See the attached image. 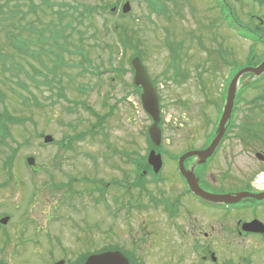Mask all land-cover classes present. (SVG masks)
Segmentation results:
<instances>
[{"label":"rangeland","instance_id":"374dc122","mask_svg":"<svg viewBox=\"0 0 264 264\" xmlns=\"http://www.w3.org/2000/svg\"><path fill=\"white\" fill-rule=\"evenodd\" d=\"M12 1L26 10L25 0ZM33 1L38 5L36 17L31 14L24 24H34L37 33L23 32L21 36L36 41L47 24L53 21L56 25L57 19L50 9L43 7L41 0ZM127 1L131 11L121 19L97 10V6H112L116 0H50L54 11L69 14L62 23L65 42L60 40L65 51H58L59 56L45 54L39 48L48 49V45L36 43L30 49L39 52V60L33 57L21 60L16 54L15 63L11 59L21 65L18 67L24 73L15 71L16 75H8L6 86L0 85L7 95L5 104L9 112L20 118L32 117L37 133L51 136L64 143L65 148L43 145L29 122L11 127L9 132L15 142L7 138L5 141L11 148H16L15 143L20 147L9 169L3 168L2 163L10 150L0 144V218H9L4 227L8 243L0 230L3 264H54L60 260L72 264L78 254H92L107 247L130 253L134 264H197L188 235L193 228L198 232L205 226H183L185 234L181 235L167 226L169 221L160 211L132 209L131 217L126 219L123 211H116L115 215L116 209L106 211L93 198L98 197L95 190L102 180L103 184H109L106 187L109 206L113 207L110 198L115 196L136 207L141 203L138 197L144 186L151 193L155 191L152 180L158 175L177 180L173 163L161 155L160 149L163 146L180 155L200 145L205 129L213 121L212 101L217 100L229 65L233 61L244 62L249 46L224 27L217 0H155L161 4L158 14L149 12L143 0ZM232 6L242 24L264 30V24L253 19L256 15L264 16V0H240ZM85 10L92 15L86 14L80 21ZM118 25L126 27L134 48L123 56L119 54L113 31ZM107 46L113 51L111 59ZM256 51L263 62L264 45H258ZM136 52L159 96L162 123L156 154L163 167L157 175L146 162L149 148L145 128L151 121L142 112L137 98L130 94L123 99L133 81L128 61ZM109 60L114 67L123 63V72L112 87L111 74L107 73ZM52 78L61 83L51 82L54 88L50 89ZM11 90L27 98L28 106ZM62 94L71 102L87 104L100 116L110 110L113 114L104 120L101 130L90 136L88 133L97 119L80 105L73 112L69 110L74 106L60 98ZM246 94L241 90L235 97ZM252 117L226 143L207 171V175L223 183L237 178L235 186L231 182L229 188L243 187L248 178L264 174V164L249 153L253 141L264 139V114ZM247 128L254 132L253 136ZM27 157H33L36 165L26 167ZM133 158L141 163L138 183L142 188L130 190V185L137 182ZM174 185L163 183L159 188L171 194ZM73 190L76 194L72 196ZM194 217L205 221L199 212ZM187 221L183 218L180 222ZM218 228L215 232L224 237ZM256 244L254 248V240L249 242L245 254L262 249L251 257H255V264H263L264 243ZM214 248L221 251L223 246L217 242Z\"/></svg>","mask_w":264,"mask_h":264},{"label":"flooded vegetation","instance_id":"af4514ba","mask_svg":"<svg viewBox=\"0 0 264 264\" xmlns=\"http://www.w3.org/2000/svg\"><path fill=\"white\" fill-rule=\"evenodd\" d=\"M125 2L127 0H121V5ZM252 32L264 38V30L256 28ZM225 101V95L220 94L217 97L216 115L213 117V123L205 129L203 139L197 148H189L182 154L176 155L162 146L161 155L173 163L177 180L158 175L155 180L158 186L152 192L150 206L153 211L162 212L166 220L169 221L167 226H172L173 230L181 235L185 234L183 226H205L198 232L193 228L188 235V240H191V253L197 257V264H255V257L253 259L251 256L262 252V249L249 250L252 255H246L245 252L247 244L253 240L254 248L258 245L256 243H264V181H259L263 174L248 178L243 187L229 188L228 185L231 182L235 186L237 178L234 181L228 180L223 183L207 175V171L226 143L232 141L243 125L254 118L252 115L264 114V79L258 83V87L253 89L252 93L234 97L229 118L224 123V133L212 153L203 162H200L201 159L198 157L187 158L183 162L184 170L192 175L189 176L191 184L195 183L202 194L211 200L208 202L199 198L198 194L190 190L185 177L179 172L178 159L182 155L188 152L204 151L211 145L217 135L218 123L223 114ZM247 130L253 136L254 132H250L252 130L249 128ZM240 138L246 141L245 138ZM251 149L249 153L254 154V157L264 164V139L253 141ZM163 183L175 184L173 187L175 190L170 194L159 188ZM180 187L181 189H179ZM127 204L130 205V202ZM197 212L205 221L200 222L198 218L194 217ZM183 218L188 219L187 223L180 222ZM217 226L224 232V237L218 236L215 232ZM224 226L227 227L224 228ZM217 242H219V246H223L221 251L214 248ZM234 242L237 244L232 246L231 243ZM124 253L131 257L130 253L126 251ZM236 253L238 254L235 255ZM87 254L91 255L90 252ZM0 264L3 263L0 261Z\"/></svg>","mask_w":264,"mask_h":264},{"label":"trees","instance_id":"16d2710c","mask_svg":"<svg viewBox=\"0 0 264 264\" xmlns=\"http://www.w3.org/2000/svg\"><path fill=\"white\" fill-rule=\"evenodd\" d=\"M147 4L150 9L153 8V6L156 5L155 0H147ZM41 4L43 7L46 9H51L53 3L50 2V0H41ZM24 6L26 7V10H23L22 7L19 4L13 3L12 0H0V35H3V37H0V85L1 86H6L5 81L10 80L8 78V75H16L15 71L23 72L24 70L18 66L21 65H16L14 64V54L18 55L21 60L26 59L28 57H33L36 59H40V54L37 51L31 50V46L39 43L41 45L47 46L48 49H45L43 47H40L39 51L43 52L45 54L52 53L56 54L57 56L61 54H57V52L65 51V46L63 45V42H65L63 39H61V34H62V22L67 17V13H64L62 11H52L53 14L59 19L58 24H54L53 21H50L47 24V28L45 29V32L42 30L40 32V37L37 38L36 41L32 40L31 37H27L26 39L21 36V33L27 32L28 34L32 33H37V31L34 28V24L32 25L31 23L24 24L26 21V17L31 16V14L36 17L38 5L34 3L33 0H25ZM161 4L157 5L154 10H160ZM92 15L90 14V10L84 11V13L81 14V17L79 18L80 21H82V17L85 15ZM36 19V18H35ZM27 25V26H26ZM120 33L118 34V43L122 49H127L131 48V40L132 37L127 34L125 31V35L123 37V27L121 29ZM50 34V36H46L45 34ZM37 35V34H36ZM254 41H257L255 38H253ZM60 40H63L62 43H60ZM47 44V45H46ZM5 48H2L4 47ZM108 47V46H107ZM110 49V59L112 55V49ZM11 54H9V52ZM13 62H12V60ZM28 60V59H27ZM59 60V59H58ZM62 60H60L59 64H61ZM108 67L110 69V73H112V76L110 78V81H116L120 78L121 72H123V63H121V66L114 67L112 65V62L109 60L108 62ZM86 71V70H85ZM131 72V69H129ZM26 76L29 77V79L34 80L29 76V74L26 73ZM54 77V76H53ZM17 79V77H16ZM19 80V79H18ZM46 80L48 81L49 79L46 77ZM56 83L60 84L61 82L56 80L55 78H52L49 82L50 89L54 88V86L51 84ZM13 94L16 95V97L20 98L22 100V104L28 106L27 103V98H25L23 95L15 92L14 90H11ZM134 94L138 96L140 94V89L136 88L133 86L131 83L129 85V90L126 92V94L123 96V99L125 100L126 96ZM60 97L65 98L64 95H59ZM7 99L6 93L2 90L0 87V144L4 145L5 147L10 148L11 154L3 161L2 165L3 168H11V165H13L14 160L16 159L17 155V149H12L6 142L5 139H9L12 142H14V138L12 134L9 132V128L11 127H16V126H23L25 122H29L31 126H33L34 131H35V136L36 138L40 137L41 134L36 132V124L33 121V118H20L15 115H12L9 110L7 105L5 104V100ZM72 103L74 108H71L69 110L74 111L79 105L88 111L91 112V114L97 119L96 124L93 125V128L89 131L88 135L93 136L96 133V130H101L102 125L104 124V120L107 119L110 115H112V110L106 115L100 116L95 112L91 111V107L84 103H79V102H68ZM19 146V145H18ZM152 147V146H151ZM129 159V158H128ZM8 169V171H9Z\"/></svg>","mask_w":264,"mask_h":264},{"label":"water","instance_id":"95a60500","mask_svg":"<svg viewBox=\"0 0 264 264\" xmlns=\"http://www.w3.org/2000/svg\"><path fill=\"white\" fill-rule=\"evenodd\" d=\"M129 10H130L129 4H125V6L123 7V13L127 14ZM131 65L134 69V78H133L134 85L142 89V94L140 97L142 106L144 110L146 111V113L153 119V124L151 128L149 129V137H150V140L156 146H158L160 144V130L158 128V123H159L158 96H157L155 88L153 87L152 82L150 81L145 70L140 64L139 59L137 58L133 59L131 62ZM250 71L255 76H258L260 73L264 71V62L257 69H250ZM240 76H241V73L235 77V79L231 82V85L228 89V100H227L224 116L221 121L219 132L217 136L215 137V139L213 140L210 147L205 152H201V153L192 152V153L185 154L183 157L180 158V161H179L180 171L184 176L187 177L189 183H190V180L188 176H192V175H190L189 173H186L183 170V161L190 156H200L201 157L200 162H203L210 155V153L215 149L222 135L223 124L225 123V120L227 119L230 113L233 97L235 95L237 83H238ZM51 141L52 139L50 137L45 138V143H49ZM28 163L30 165H33L34 164L33 159H29ZM148 163L149 165L152 166L153 171L155 173L159 171L161 167V159L158 155H155L154 151L150 152L148 156ZM192 186H191L192 190L200 194L202 198L211 200L210 198L202 194V192L198 189L195 183H193ZM0 223L5 225L7 223V219L1 220ZM57 264H63V262H59ZM85 264H129V263L124 257H122V255L119 252H111V253H104L100 255L91 256L87 259Z\"/></svg>","mask_w":264,"mask_h":264},{"label":"bare ground","instance_id":"6f19581e","mask_svg":"<svg viewBox=\"0 0 264 264\" xmlns=\"http://www.w3.org/2000/svg\"><path fill=\"white\" fill-rule=\"evenodd\" d=\"M259 181L260 182H263L264 181V174L260 176Z\"/></svg>","mask_w":264,"mask_h":264}]
</instances>
